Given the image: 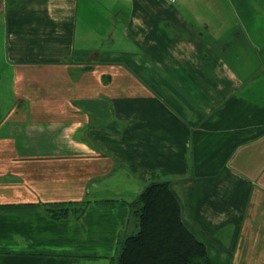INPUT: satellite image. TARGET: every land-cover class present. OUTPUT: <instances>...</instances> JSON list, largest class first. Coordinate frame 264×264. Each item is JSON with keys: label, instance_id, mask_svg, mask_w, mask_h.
<instances>
[{"label": "crops", "instance_id": "1", "mask_svg": "<svg viewBox=\"0 0 264 264\" xmlns=\"http://www.w3.org/2000/svg\"><path fill=\"white\" fill-rule=\"evenodd\" d=\"M90 1L0 0V264H115L167 178L215 264H264V0H127L119 36Z\"/></svg>", "mask_w": 264, "mask_h": 264}, {"label": "trees", "instance_id": "2", "mask_svg": "<svg viewBox=\"0 0 264 264\" xmlns=\"http://www.w3.org/2000/svg\"><path fill=\"white\" fill-rule=\"evenodd\" d=\"M130 205L137 230L122 240L115 264H215L186 225L170 179L152 180Z\"/></svg>", "mask_w": 264, "mask_h": 264}, {"label": "rangeland", "instance_id": "3", "mask_svg": "<svg viewBox=\"0 0 264 264\" xmlns=\"http://www.w3.org/2000/svg\"><path fill=\"white\" fill-rule=\"evenodd\" d=\"M128 5L129 4L127 0H91L90 1L89 7H91L94 12V16H92L93 22L99 29H101V31L98 33L100 34V36L107 35L108 33L104 30L109 27H106L105 23H101L102 18L98 17L99 15L98 12L104 11V13L110 14V16H112V14L114 13V15L117 16L118 22L116 23V32L118 31V33L116 34L119 36L121 28H122L120 27L119 23L120 22L123 23V19L126 18L123 15L124 11L122 10L126 9ZM191 5H192L191 9L193 12L197 14L202 13L203 11L202 0H194V1L191 0ZM207 18L209 19V16H207ZM207 82H208V85H206V89H205V99L200 104H203L202 107H214L217 104H220V102H222L223 100H225V98L227 97L228 88L223 89V84H222L223 81L214 80V81H207ZM170 181L172 183L173 178H171Z\"/></svg>", "mask_w": 264, "mask_h": 264}]
</instances>
